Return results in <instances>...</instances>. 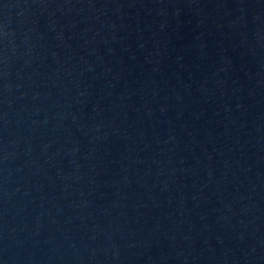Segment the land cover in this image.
<instances>
[{
    "label": "water",
    "instance_id": "95a60500",
    "mask_svg": "<svg viewBox=\"0 0 264 264\" xmlns=\"http://www.w3.org/2000/svg\"><path fill=\"white\" fill-rule=\"evenodd\" d=\"M0 264H264V0H0Z\"/></svg>",
    "mask_w": 264,
    "mask_h": 264
}]
</instances>
